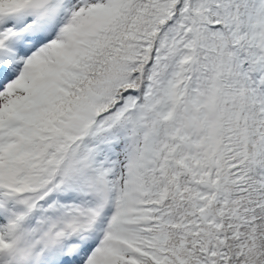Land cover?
Segmentation results:
<instances>
[{"label":"snow or ice","instance_id":"1","mask_svg":"<svg viewBox=\"0 0 264 264\" xmlns=\"http://www.w3.org/2000/svg\"><path fill=\"white\" fill-rule=\"evenodd\" d=\"M0 264H264V0H0Z\"/></svg>","mask_w":264,"mask_h":264}]
</instances>
